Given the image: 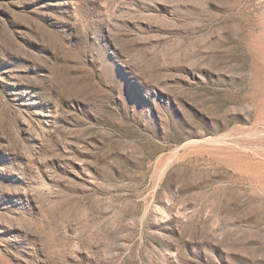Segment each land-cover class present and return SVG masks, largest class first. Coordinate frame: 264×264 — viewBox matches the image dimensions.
I'll list each match as a JSON object with an SVG mask.
<instances>
[{
	"label": "rangeland",
	"instance_id": "obj_1",
	"mask_svg": "<svg viewBox=\"0 0 264 264\" xmlns=\"http://www.w3.org/2000/svg\"><path fill=\"white\" fill-rule=\"evenodd\" d=\"M0 264H264V0H0Z\"/></svg>",
	"mask_w": 264,
	"mask_h": 264
}]
</instances>
